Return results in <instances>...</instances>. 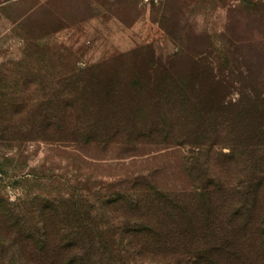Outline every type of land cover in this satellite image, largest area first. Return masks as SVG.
Listing matches in <instances>:
<instances>
[{"label":"rangeland","instance_id":"374dc122","mask_svg":"<svg viewBox=\"0 0 264 264\" xmlns=\"http://www.w3.org/2000/svg\"><path fill=\"white\" fill-rule=\"evenodd\" d=\"M81 89L82 107L109 110L97 121L140 132L89 146L1 135L0 209L47 192L94 198L135 174L188 189L184 163L205 155L175 145L196 140L174 125L197 124L209 94L243 108L258 96L264 111V0H0V110H10L0 124H60L31 115ZM1 220L0 264H39Z\"/></svg>","mask_w":264,"mask_h":264},{"label":"trees","instance_id":"16d2710c","mask_svg":"<svg viewBox=\"0 0 264 264\" xmlns=\"http://www.w3.org/2000/svg\"><path fill=\"white\" fill-rule=\"evenodd\" d=\"M81 90L52 95L62 105L31 115L66 121L0 124V136L27 131L40 139L89 146L120 145L113 139L140 132L134 124L97 121L109 110L82 107L86 96ZM213 97L208 95L197 124L174 125L196 140L175 145H190L205 155L186 159L188 189L165 190L152 175L135 174L107 184L94 198L88 188L87 194H35L0 209L8 233L15 241L23 236L31 248L29 259L39 264H264L261 101L257 96L251 107H228ZM9 111L0 110V117ZM79 118L84 120H75ZM226 148L228 153L222 151ZM27 205L30 209H23Z\"/></svg>","mask_w":264,"mask_h":264}]
</instances>
